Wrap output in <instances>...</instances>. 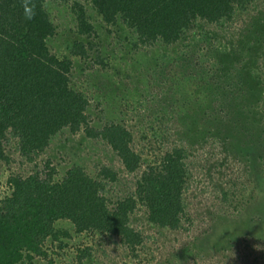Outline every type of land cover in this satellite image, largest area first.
Listing matches in <instances>:
<instances>
[{"label":"trees","instance_id":"16d2710c","mask_svg":"<svg viewBox=\"0 0 264 264\" xmlns=\"http://www.w3.org/2000/svg\"><path fill=\"white\" fill-rule=\"evenodd\" d=\"M253 1L74 0L71 8L82 36L95 31L85 7L88 3L107 25H125L135 33L138 37L135 46L151 47L157 43L175 44L197 21L226 28ZM43 2L35 0L37 14L33 20L26 21L20 0H0V162L12 161L7 144L14 137L18 154L34 162L47 150L54 136L69 129L71 133L83 131L89 138L104 141L128 173H140L133 192L113 204L106 194L107 187L117 182L119 175L108 166L93 176L75 163L57 178L58 166L49 159L44 168L30 174L9 175L8 192L0 198V264H36L49 251L60 255L57 249L68 247L67 240L72 236L68 230L58 227L60 220L69 221L77 235L114 236L136 258L145 239L142 231L130 223L138 208H145L147 220L154 227L176 230L182 226L186 217L184 194L190 176L187 150L174 147L158 161L145 165L142 155L134 149V134L124 123L109 121L102 127L91 124L87 113L90 101L72 85L73 60L67 55L60 57L52 53L48 45V40L57 32V25L49 10L41 8ZM253 21L249 30L240 34L233 44L222 45L224 38L211 35L210 30L209 36L204 33L206 39L213 41L212 56L209 69L201 71L202 85L198 83L195 88L196 101L209 100L218 111L216 118L220 123L216 126V139L226 143V138L230 140L234 133L241 137L250 134L245 142L247 148L239 142L231 149L237 146L235 155L247 157L252 202L232 218L217 215L212 219L215 234L210 247L219 252L228 251L230 246L236 249L242 242H264V101L263 105L260 103L264 96V48L258 53L256 43L264 41V21L260 18ZM252 40L255 43L250 45ZM237 43H243L240 54L232 47ZM93 48V42L76 40L70 46V54L86 58ZM97 62L101 63L99 57ZM220 79L224 81L217 84ZM200 102L194 108L196 116L201 110L209 118L210 107L205 111V105L201 106ZM165 108L160 104L159 112ZM186 110L177 111L178 119L187 123L182 130L184 137H191L195 119L188 118L190 112ZM219 126L224 128V134L229 131V136L225 137ZM222 221L231 222L232 231ZM201 238L177 250L174 264H184L190 257L196 258L197 251H205ZM228 242L231 243L228 245ZM83 245H77L78 264L90 262L93 257L92 246Z\"/></svg>","mask_w":264,"mask_h":264},{"label":"rangeland","instance_id":"374dc122","mask_svg":"<svg viewBox=\"0 0 264 264\" xmlns=\"http://www.w3.org/2000/svg\"><path fill=\"white\" fill-rule=\"evenodd\" d=\"M73 1H48L47 9L57 25L56 34L48 40L52 53L60 57L67 55L73 60L72 85L83 91L90 101L87 113L91 124L102 127L109 121L124 123L133 132L134 149L142 155L145 165L158 161L174 147L187 150L190 176L184 194L186 217L179 229H161L149 224L145 208H138L132 214L130 223L142 231L145 239L136 258L128 253L118 238L93 233L77 235L69 221L60 220L58 227L72 234L71 239L67 240L68 247L57 249L60 255L49 251V255L45 259H38L36 264H78L76 253L79 244H84L82 247L90 245L93 249L91 261L84 264H174L177 261L174 253L199 236L203 237L202 249L205 248V251H197V257H190L184 264H264V242H242L236 249L230 246L228 251L221 252L210 247L215 234L214 228H211L214 224L212 219L217 215L232 218L252 202L249 200L252 187L246 172L247 157L235 155L238 154L237 146L231 149L233 144L239 142V145L247 148L245 142L250 134L241 137L234 133L230 140L226 138V143L216 139V126L220 123L216 118L218 111L209 104V100L196 101L195 95L198 83L202 85L201 71L209 69L212 56V37L211 42L205 38V34L209 36L211 31V35L224 38L222 45L226 42L233 44L240 34L249 30L254 19L264 21V0H254L247 11L238 12L230 23L232 26L219 29L197 21L194 28L175 44L157 43L151 47L135 46L138 40L135 33L125 25H107L88 3H85V7L95 31L87 37L80 35L77 18L71 8ZM76 40L95 44L88 57L70 54V46ZM214 43L217 44V41L214 40ZM254 43L252 40L249 44ZM256 43L260 53L264 41ZM242 44L232 46L234 51L240 54ZM98 57L101 63L97 62ZM188 77L189 81L186 80ZM223 81L220 79L217 84ZM263 101L264 96L261 105ZM197 102L205 105V111L206 107H210L209 113L206 112L209 118L201 110L196 116L194 108ZM160 104L166 106L165 111L159 112ZM180 108L187 109L190 112L188 118L195 119V131L191 137L182 134L187 123L178 119L177 111ZM219 128L224 134V128ZM227 133L229 131H225V137ZM15 142L14 137L7 144L12 161L0 162V198L8 192L9 175L30 174L44 168L49 159L58 166L57 178L62 177L75 163L82 165L93 176L102 167L115 170L119 179L108 184L106 193L111 204L133 192L140 173H128L107 143L89 138L83 131L74 134L64 129L59 132L34 162L18 154ZM224 223L228 231H232L233 224L228 221ZM222 239L219 237V240ZM51 259H55L54 263L50 262Z\"/></svg>","mask_w":264,"mask_h":264},{"label":"clouds","instance_id":"9594fccd","mask_svg":"<svg viewBox=\"0 0 264 264\" xmlns=\"http://www.w3.org/2000/svg\"><path fill=\"white\" fill-rule=\"evenodd\" d=\"M48 0H44L41 4V8H47ZM20 7L22 9L23 17L26 21H31L36 16V3L35 0H20Z\"/></svg>","mask_w":264,"mask_h":264}]
</instances>
